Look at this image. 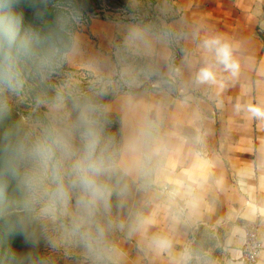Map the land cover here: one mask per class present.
<instances>
[{"label": "crops", "instance_id": "obj_1", "mask_svg": "<svg viewBox=\"0 0 264 264\" xmlns=\"http://www.w3.org/2000/svg\"><path fill=\"white\" fill-rule=\"evenodd\" d=\"M150 15L93 19L87 36L76 35L74 67L118 76L129 91L107 108L124 138L144 133L138 167L126 176L132 203L109 214L112 264H247L252 223L263 243L256 264H264V120L247 112L264 106V0H158ZM212 39L230 45L234 75L205 49ZM202 68L214 80L199 82ZM159 238L171 246L160 250ZM78 259L93 264L87 253Z\"/></svg>", "mask_w": 264, "mask_h": 264}, {"label": "clouds", "instance_id": "obj_2", "mask_svg": "<svg viewBox=\"0 0 264 264\" xmlns=\"http://www.w3.org/2000/svg\"><path fill=\"white\" fill-rule=\"evenodd\" d=\"M47 0H31L37 18ZM23 0H0V119L10 105L5 93L24 86L26 72L46 79L61 62L78 51V39L70 26L79 23L69 3L47 32L25 23ZM216 61L233 75L238 70L229 44L220 39L204 41ZM199 82L212 81L214 73L202 68ZM65 97L57 93L48 104L49 118L36 126L16 124L0 135V216L15 217V233L27 248L39 244L37 233L58 230L91 257L93 264H112L114 247L109 241L113 181L133 172L139 164L140 137L124 138L114 150V140L105 135L106 109L90 101L74 102L75 119L63 116ZM239 110V109H238ZM251 118L264 120V106L250 105ZM74 198V202H73ZM50 246L55 240L47 238ZM160 250L170 241H154ZM189 257L186 255L185 259ZM12 264H42L31 253L17 252Z\"/></svg>", "mask_w": 264, "mask_h": 264}, {"label": "rangeland", "instance_id": "obj_3", "mask_svg": "<svg viewBox=\"0 0 264 264\" xmlns=\"http://www.w3.org/2000/svg\"><path fill=\"white\" fill-rule=\"evenodd\" d=\"M158 0H47L40 7L41 17L37 18L29 7L31 0H23L21 8L25 13V23L30 24L42 32H47L56 25L57 16L70 3L80 17L79 23L70 26L76 36L85 34L93 19L108 21H144L148 22L152 8ZM85 30V31H84ZM82 36V35H81ZM80 36L83 46L87 47V40ZM91 44L95 38L90 35ZM77 52L69 59L61 62L46 79H40L26 72L24 86L17 93H5L4 98L10 105L8 115L0 119V135L9 127L16 124L36 126L46 122L49 118L48 104L57 93L65 97L63 116L71 121L75 119L74 102L90 101L103 106L106 112L103 115L104 131L106 136L114 140V150L124 139L122 125L118 116L110 113L107 104L118 91H129L118 84V76L102 78L74 67ZM81 62V57L79 56ZM93 64V59L91 60ZM109 66V64H106ZM113 195L111 203V217L122 216L126 208L132 203L135 188L122 176L118 183L113 181ZM74 202V198H73ZM109 220V216L107 218ZM15 217L0 216V264H12L13 256L17 252L31 253L33 258L42 264H79L78 257L86 254L84 249L71 238L63 236L58 230L50 229L47 234L37 233L39 244L35 248H27L21 236L15 232ZM55 240V247L48 244L47 238Z\"/></svg>", "mask_w": 264, "mask_h": 264}, {"label": "built area", "instance_id": "obj_4", "mask_svg": "<svg viewBox=\"0 0 264 264\" xmlns=\"http://www.w3.org/2000/svg\"><path fill=\"white\" fill-rule=\"evenodd\" d=\"M245 231V242L242 246L243 259L247 264H256L263 248L259 226L256 223H252L245 227ZM191 245L192 243L189 241L186 253L189 252Z\"/></svg>", "mask_w": 264, "mask_h": 264}]
</instances>
